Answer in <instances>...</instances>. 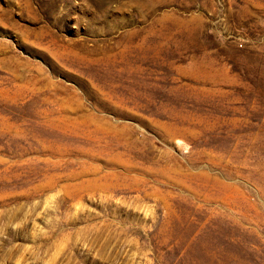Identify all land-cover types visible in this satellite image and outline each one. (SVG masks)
I'll return each instance as SVG.
<instances>
[{"label": "rangeland", "instance_id": "obj_1", "mask_svg": "<svg viewBox=\"0 0 264 264\" xmlns=\"http://www.w3.org/2000/svg\"><path fill=\"white\" fill-rule=\"evenodd\" d=\"M0 264H264V0H0Z\"/></svg>", "mask_w": 264, "mask_h": 264}]
</instances>
